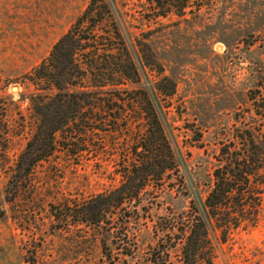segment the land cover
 <instances>
[{
	"label": "rangeland",
	"instance_id": "374dc122",
	"mask_svg": "<svg viewBox=\"0 0 264 264\" xmlns=\"http://www.w3.org/2000/svg\"><path fill=\"white\" fill-rule=\"evenodd\" d=\"M89 2L0 0V264H184L200 221L207 236L199 253L210 264H264V185L254 227L217 230L203 208L220 150H233L249 129L264 133V0H102L108 9L99 5L81 25L86 39L102 20L96 43H83L77 61L108 73L110 54L123 60L118 41L106 45L117 30L139 82L106 88L121 101L109 109L82 107L54 135L51 154L14 184L49 95L33 71ZM143 91L175 169L132 201L117 205L115 194L99 229L78 223L81 205L118 189L137 159L147 126L130 99Z\"/></svg>",
	"mask_w": 264,
	"mask_h": 264
},
{
	"label": "trees",
	"instance_id": "16d2710c",
	"mask_svg": "<svg viewBox=\"0 0 264 264\" xmlns=\"http://www.w3.org/2000/svg\"><path fill=\"white\" fill-rule=\"evenodd\" d=\"M99 5L106 6L102 0H90L82 16L57 41L48 58L33 71L35 80L37 79L34 84H46L50 88L47 89L49 95L42 98L39 109L35 111L39 116L38 126L15 164L14 184H18L19 176H27L35 165L51 154L54 135L74 122L82 107L91 112L105 105L109 109L111 101L117 105L115 101H120V98L118 93H114L111 94V99L110 94L105 91L109 89L106 88L123 86V82L131 85L139 82L135 66L128 57L117 30L106 45L116 44L115 41H118L124 53L123 60L110 54L115 61L108 73L104 67L99 68L91 62L82 66L77 61L78 52L84 50L83 43L85 46L89 42L96 43V25L101 24L102 20L94 22V26L87 30L86 39H83L81 25L96 13ZM114 46H117L114 50H119V45ZM90 48L94 51L93 54L97 52L95 47ZM103 91L107 94L106 98L101 99L100 92ZM173 92L174 89H171L166 96L173 95ZM139 94H142V97L130 100L139 108L147 128L144 135H140H143L144 141L139 144L137 159L123 168L122 183L118 189L108 195H98L81 205L78 210L82 215L78 223L99 229L115 194L117 205L132 201L149 183L158 182L165 173L175 169L174 156L155 109L145 91ZM126 102L130 103L122 101V107L125 104L130 105ZM262 116L264 112L260 115ZM254 130H247L246 137L241 136L233 150H229V147L220 150L219 165L212 174L213 188L203 203L207 219L214 223L217 230L256 225L259 194L264 185V133H255ZM14 186L12 185V188ZM56 210L55 207H50L52 216L58 221ZM2 217L3 212H0V218ZM206 236L205 226L201 221L192 227L184 248V264H210L199 253L205 245ZM151 262L154 260L149 264Z\"/></svg>",
	"mask_w": 264,
	"mask_h": 264
}]
</instances>
